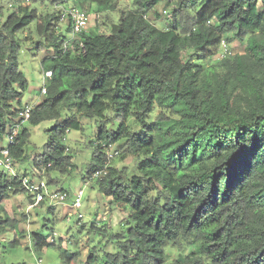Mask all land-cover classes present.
I'll list each match as a JSON object with an SVG mask.
<instances>
[{
	"label": "trees",
	"instance_id": "obj_1",
	"mask_svg": "<svg viewBox=\"0 0 264 264\" xmlns=\"http://www.w3.org/2000/svg\"><path fill=\"white\" fill-rule=\"evenodd\" d=\"M161 1L132 0L109 33L84 30L69 43L55 22L61 10L42 14L20 0L0 20V144L29 85L19 67L20 34L34 24L47 47L42 67L52 75L28 121H56L42 172L71 171L64 140L84 128V118L96 126L91 147L108 152L117 143L120 160L134 161L89 166V177L106 168L96 183L125 219L117 232L93 226L114 247L91 251L86 264H264V0H170L166 28L147 17ZM73 3L115 9L111 0ZM234 39L244 51L222 53V41ZM29 137L22 127L8 143L17 161L25 160ZM2 183V199L28 192L20 179ZM4 210L0 204V232L12 227L19 244L18 225ZM34 236L43 238H34L38 250L50 244ZM61 256L72 264L80 252Z\"/></svg>",
	"mask_w": 264,
	"mask_h": 264
},
{
	"label": "rangeland",
	"instance_id": "obj_2",
	"mask_svg": "<svg viewBox=\"0 0 264 264\" xmlns=\"http://www.w3.org/2000/svg\"><path fill=\"white\" fill-rule=\"evenodd\" d=\"M20 0H0V20L15 11ZM30 3L31 7H37L39 13H56L67 6H72L73 0H67L61 3L60 0H24ZM115 9L100 12L94 5L92 9H86L90 15V22L87 30L99 29L100 32L109 33L112 23L119 19L121 9L132 8V0H111ZM172 6L170 0L161 1L154 9L150 10L147 17L157 26L166 28L171 22ZM58 22L60 28L67 27L69 22ZM66 25V26H65ZM69 43L77 38L71 37L72 32L64 30ZM23 38L22 48L19 57V67L26 75L29 85L22 98V105L41 102L44 95L41 94V87L44 84V69L41 60L46 51V45H39L41 41L37 34L35 25L32 24L30 30L20 34ZM231 52H243L244 45L237 39L227 43ZM219 53L216 57H221ZM63 121V119H62ZM93 119L84 118V128L81 130H72L67 134L64 140V146L68 148V155L72 157L73 168L68 173H63L58 169L49 173H43L41 170V154L45 149V144L49 141L48 129L54 127L56 121H44L38 125H32L25 120L21 127H27L30 131V137L24 145L25 160L18 161V178L27 174L34 181L39 178L49 183L54 179V183H49L48 191L62 190L68 193V198L60 203L53 202L50 198L44 202L30 208L33 203L29 198L31 193L25 192L22 195H13L4 198L0 204L3 205V217L8 216L17 223V228L21 234L17 235L20 243L14 242L15 234L12 227L0 232V264L17 263H36L38 258L43 260V264H64L61 254L64 250L69 252H80L78 258L72 264H86L88 255L95 249L100 255L113 249L112 243H107L109 236H102L97 233L93 226H99L105 229L111 228L113 231H120L125 219V215L117 208L110 205L111 197H107L99 191L96 179L89 177V166L95 163L94 168L99 167V163L106 161V165L132 166L134 161L131 156L120 160V156L115 154L107 156V148L96 149L90 146V142L96 139V126ZM8 135L5 136L4 143L7 144ZM119 144L109 146L108 153L118 152L121 148ZM118 150V151H117ZM97 160V161H96ZM94 166V165H93ZM3 168L0 166V172ZM14 178L11 172L1 178L0 182L7 183ZM90 178V179H89ZM2 183V184H3ZM83 190L82 206L75 207L74 200L76 194ZM52 211H49L50 207ZM22 230V231H21ZM39 234L46 238L50 243L44 245L38 250L35 244L37 238L42 242ZM116 246V245H115Z\"/></svg>",
	"mask_w": 264,
	"mask_h": 264
},
{
	"label": "built area",
	"instance_id": "obj_3",
	"mask_svg": "<svg viewBox=\"0 0 264 264\" xmlns=\"http://www.w3.org/2000/svg\"><path fill=\"white\" fill-rule=\"evenodd\" d=\"M60 19L61 21L70 22L72 34L77 35L82 31L87 30L90 22V15L87 11L79 7L69 6V7H63ZM223 46H224V50H226L224 43ZM51 74H52L51 72H47L46 76L49 77L51 76ZM42 93L43 94L46 93V87H43ZM32 108H33L32 105H25L19 110V117L10 126L8 132L7 141L9 144L14 142L15 136L19 132L22 123L25 120L29 119ZM20 118H22V120H20ZM115 154H118V152L108 153V156L110 158ZM17 165L18 164L16 160L11 155L8 145L7 144L0 145V166L6 169L8 172H11L14 177H18ZM106 174H107V170L106 168H103L95 171L90 176V178L91 179L103 178V176H105ZM20 180L22 184L26 187L27 191L35 195L34 202L30 205V208L35 207L36 205L40 204L41 202H44L46 199L49 198L55 203H60L68 198V193L62 190H54L52 192H49L48 183H46L44 180L40 178L38 181H34L29 176H23L20 178ZM82 196H83V190L81 189L75 196V200H74L75 207L82 206ZM30 264H43V260L41 258H38L36 263H30Z\"/></svg>",
	"mask_w": 264,
	"mask_h": 264
},
{
	"label": "clouds",
	"instance_id": "obj_4",
	"mask_svg": "<svg viewBox=\"0 0 264 264\" xmlns=\"http://www.w3.org/2000/svg\"><path fill=\"white\" fill-rule=\"evenodd\" d=\"M67 1V0H66ZM66 1H64L65 3H66ZM72 6H75L74 4L72 5ZM65 7H69V6H67V5H65ZM77 7V6H76ZM80 8V7H79ZM82 9V8H81ZM83 10H85V9H83ZM62 11V10H61ZM85 11H87V10H85ZM88 12V11H87ZM60 21H61V19H60ZM66 22H68V21H66ZM70 23V22H69ZM71 32H72V30H71ZM76 35H73L72 34V36L71 37H75ZM72 39V38H71ZM223 43L225 44V49L226 50H224V46H223ZM221 50H222V53H227V52H229V48H228V45H227V42L225 41V40H223L222 41V43H221ZM220 55H222L221 53H220ZM47 72H51L52 73V71H46V72H44V84H43V86L41 87L42 89H43V87H45V79L48 77V76H46V73ZM52 75V74H51ZM49 77H51V76H49ZM42 89H41V94H43L42 93ZM43 95H45V94H43ZM26 105H32V106H34V104H30V103H27ZM24 106V105H23ZM22 106V107H23ZM20 128H22V127H20ZM7 135H8V133H7ZM0 145H6L5 143H4V141H3V143H1ZM7 145H8V142H7ZM109 149V148H108ZM108 153V152H107ZM107 156H108V154H107ZM15 159V158H14ZM109 159V158H108ZM16 160V159H15ZM16 162H17V164H18V161L16 160ZM3 168V167H2ZM20 169H18L17 170V173H18V171H19ZM3 171L5 172V174H6V172H8L6 169H4L3 168ZM23 176H28L27 174H25V175H23ZM22 176V177H23ZM32 178V177H31ZM15 179H20V178H18V177H14L13 178V180L12 181H14ZM21 181V180H20ZM11 182V181H10ZM48 185H49V183H48ZM32 202H34V200H32ZM52 207V206H51Z\"/></svg>",
	"mask_w": 264,
	"mask_h": 264
},
{
	"label": "crops",
	"instance_id": "obj_5",
	"mask_svg": "<svg viewBox=\"0 0 264 264\" xmlns=\"http://www.w3.org/2000/svg\"><path fill=\"white\" fill-rule=\"evenodd\" d=\"M65 26H66V25H65ZM63 29L66 30L67 27H64ZM46 55H47V52H44V56H43V58H44ZM43 58H42V60H43ZM42 60H41V61H42ZM39 103H40V102H38V103H33V104H39ZM19 195H20V194H19ZM21 195H22V194H21ZM10 196H11V195H10ZM10 196H9V197H10ZM28 199H29V198H28ZM3 200H4V199L0 198V201H1V202H2ZM2 206H3V205H2ZM21 231H22V230H21Z\"/></svg>",
	"mask_w": 264,
	"mask_h": 264
}]
</instances>
